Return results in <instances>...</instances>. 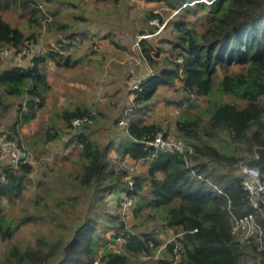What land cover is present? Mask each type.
Returning a JSON list of instances; mask_svg holds the SVG:
<instances>
[{
  "label": "trees",
  "instance_id": "trees-1",
  "mask_svg": "<svg viewBox=\"0 0 264 264\" xmlns=\"http://www.w3.org/2000/svg\"><path fill=\"white\" fill-rule=\"evenodd\" d=\"M154 1L163 3L170 11L177 10L167 20L176 34V41L168 42L177 51L162 56L160 45H152L147 38L139 39L141 57L150 71L133 88L130 117L122 123V109L116 119L126 129L125 138L104 143L91 135L89 129L96 115L86 104L57 111L56 125L48 134L52 140L65 133L62 149L72 146L77 153L71 157L77 165L71 183L83 194H90L84 214L70 228L58 217L55 239H45L36 246L13 243L0 258V264H174L172 242L162 257L152 262L146 258L161 242L159 230L174 224L183 228L175 236L185 247V255L178 264H248L250 258L253 264H264V246L259 248L258 232L248 243L241 242L238 233L233 232L235 221L249 214L264 230V203L253 206L243 189L239 166L242 162L256 165L264 176V0ZM9 2L23 7L36 0L5 3ZM187 13L203 20L200 32L194 31ZM41 18L46 19L48 26L56 24L61 31L70 26ZM149 18L156 19L158 24L165 19L152 10ZM74 34L65 32L68 41L62 52L44 42L49 46L46 51L32 54L22 63L8 64V59H4L6 65L0 70V110L8 109L10 97H17L16 121L21 124L34 116L49 87L43 64L48 60L57 65L71 64L75 59L67 51ZM26 37L40 40L35 32L25 35L0 13V47L19 48ZM30 61L32 65L28 66ZM220 69L225 70L222 75ZM176 79L182 81L184 101L191 103L192 96L204 97L207 104L178 119L183 135L189 138L183 149L144 148L143 138L161 132L162 126L145 121L140 112L159 86L174 84ZM226 94L237 102L225 104L222 96ZM27 97L35 98V107L23 105ZM83 116L89 120L72 124L73 118ZM161 133L168 137L166 132ZM15 138L22 142L26 160L0 172V196L21 191L25 174L32 167L28 162L30 151ZM216 140L226 150L216 145ZM111 146L120 158L146 163L144 172L132 171L125 181L126 196L135 201V221L130 225L124 218L111 216L103 200L105 191L114 189L119 180L110 161ZM234 149L246 153H234ZM71 199L77 202L79 195ZM149 221L160 223L148 227ZM12 229L0 209L1 238L8 237ZM113 229L116 232L108 236L107 232ZM117 238L120 240L115 245H109Z\"/></svg>",
  "mask_w": 264,
  "mask_h": 264
},
{
  "label": "rangeland",
  "instance_id": "rangeland-1",
  "mask_svg": "<svg viewBox=\"0 0 264 264\" xmlns=\"http://www.w3.org/2000/svg\"><path fill=\"white\" fill-rule=\"evenodd\" d=\"M6 1L0 0L2 17L21 29L25 35L31 32L39 35L40 40H35L38 42L35 51H46L49 46L44 42H49L53 48L62 52L63 44L68 41L65 32L75 33L67 51L75 60H71L72 63L68 65H57L51 60L43 64L45 80L49 87L41 106L35 109L34 116L29 121L21 124L16 121L18 116L16 111L19 107L17 97H10L8 109L0 110V127L7 134L11 132L14 138L16 136L23 141L30 151L28 162L32 166L25 174L21 191L0 196L1 214L13 227L8 237L2 239L0 236V258L13 243L36 246L45 239H55L59 228L57 218L66 223V228H70L71 224L81 219L90 202V194L85 195L82 190L72 186L77 165L71 161V157L77 153L72 146L62 149L67 135L62 133L60 137L57 135L52 140L48 137L52 132V126L57 122L56 112L63 108L86 104L96 115L89 129L90 134L104 143L122 140L125 138L126 129L119 123L118 125L116 119L122 109H124L123 118H120L122 123L130 117L133 88L150 71L147 62L141 57L139 39L147 38L152 45H160L162 56L177 51L172 49L173 44L168 42V39L176 41V34L171 23H167L177 10L170 11L158 1L36 0L23 7L11 2L6 4ZM151 10L164 16V22L158 24L156 19L149 18ZM42 16L47 20L69 23L70 26L63 32L56 24L48 26ZM186 16L190 18L189 23L193 24L195 32L203 29V20L198 15L187 13ZM36 17L38 20L34 19ZM63 37L62 44H59L57 39ZM28 49H24L20 54L0 58V64H6L4 59H8V64L24 62L35 54V51ZM31 65L32 61L28 66ZM218 72L222 75L225 70L220 69ZM185 96L182 81L176 79L174 84L159 86L140 112L145 121L160 124L161 132H166L168 138L180 141L181 146L186 145L185 141L189 138L183 135L178 119L193 114L196 108L207 104L204 97L192 96L193 101L189 103L184 101ZM222 99L225 104L237 102L227 94L223 95ZM181 100L183 102L178 103ZM215 144L226 150L219 141L216 140ZM1 150L0 146V172L7 164ZM234 153L241 154L246 151L234 149ZM109 155L119 180L114 189L105 191L103 200L107 202L106 207L111 216L124 218L126 224L130 225L135 221L133 217L135 201L126 196L124 190L125 181L129 179L130 174L122 172L120 167H124L129 161L128 163L134 166L133 172L142 173L146 169V163L143 160L131 161L125 157L127 160H121L119 164L121 158L112 146ZM74 195H79L77 202L71 199ZM127 198L131 199L130 203ZM56 201L59 204H55ZM154 223L156 225L157 222L149 221L147 226L152 227ZM159 223L158 221L157 224ZM168 230L169 228L159 230L158 235L161 238L159 245L164 246L169 239L171 242L174 236L167 237L171 234ZM114 232H116L114 229L109 230L107 235L110 236ZM118 240L120 238L115 242H109V245H115ZM253 263V259L250 258L248 264Z\"/></svg>",
  "mask_w": 264,
  "mask_h": 264
},
{
  "label": "built area",
  "instance_id": "built-area-1",
  "mask_svg": "<svg viewBox=\"0 0 264 264\" xmlns=\"http://www.w3.org/2000/svg\"><path fill=\"white\" fill-rule=\"evenodd\" d=\"M64 37L62 38V40ZM67 39V38H66ZM36 42L33 38H27L23 40L19 48L14 46H2L0 47V55L6 56L10 54H20L24 49L29 48L28 50L34 52L36 47ZM62 44V41L59 43ZM39 51H35V54H38ZM138 85V84H137ZM137 87V86H136ZM23 105L24 101H23ZM87 116L75 117L72 119V124H79L83 121H88ZM144 148L155 149V150H172V149H183L184 145H180V141L173 140L168 137H164L161 132L152 135H146L143 138ZM0 146L2 148V155L6 157L7 164L6 167H16L19 162L26 160V151L22 147V144L19 143L17 138H10L9 134L6 131L2 130L0 127ZM127 160L125 157L119 160ZM125 163L124 167H120L125 173H131L134 170V166L131 163ZM240 169L242 171V186L243 189L249 194L250 200L253 206L258 207L259 203H264V176L261 174L260 169L256 165L248 163H240ZM127 201L130 203L131 199L127 198ZM233 232L238 233L239 239L243 243H248L253 234L258 232L259 237V248L264 246V230L259 227V224L254 219L252 214L244 216L243 218L237 219L233 226ZM172 242V257L174 264H178L182 257L185 255V247L179 238L174 236L171 240Z\"/></svg>",
  "mask_w": 264,
  "mask_h": 264
},
{
  "label": "crops",
  "instance_id": "crops-1",
  "mask_svg": "<svg viewBox=\"0 0 264 264\" xmlns=\"http://www.w3.org/2000/svg\"><path fill=\"white\" fill-rule=\"evenodd\" d=\"M6 64L5 63H2L0 64V68L4 67ZM170 231V235L167 236V237H173L175 236L176 234H181L183 232V228L181 225H172L169 227V230ZM170 241V239H169ZM167 242L164 246L163 245H159L158 247H156V249H154L153 251H156V252H152L150 255H148L146 258H149L152 261L156 260L157 258L159 257H162L165 253H166V250L165 248L167 247L168 243L170 242Z\"/></svg>",
  "mask_w": 264,
  "mask_h": 264
},
{
  "label": "water",
  "instance_id": "water-1",
  "mask_svg": "<svg viewBox=\"0 0 264 264\" xmlns=\"http://www.w3.org/2000/svg\"><path fill=\"white\" fill-rule=\"evenodd\" d=\"M24 104H25V106H26L27 108H33V107H35L36 100H35V98H33V97H27V98H25V100H24Z\"/></svg>",
  "mask_w": 264,
  "mask_h": 264
}]
</instances>
